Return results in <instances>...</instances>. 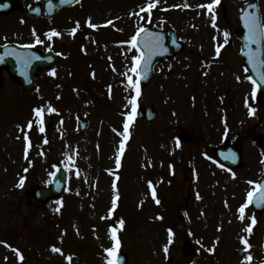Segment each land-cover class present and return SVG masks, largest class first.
<instances>
[{
    "label": "rangeland",
    "instance_id": "374dc122",
    "mask_svg": "<svg viewBox=\"0 0 264 264\" xmlns=\"http://www.w3.org/2000/svg\"><path fill=\"white\" fill-rule=\"evenodd\" d=\"M246 1L220 0L212 13L215 28L212 14L197 7L211 0H159L150 14L140 9L151 0H81L48 22L21 14L0 21V39L38 38L39 48L61 50L65 56L54 69L38 74L34 95L22 92L3 72L0 241L6 244L0 243V264H68L69 254L71 264H106L103 250L113 245L109 224L113 219L121 230V218L118 251L129 255L128 264H242L246 254L253 257L251 264L264 262V212L256 214L248 206L241 220L238 211L254 186L248 181L255 182L261 172L264 151V103L254 101V85L239 57L236 16ZM259 1L264 20V0ZM89 18L97 28L88 26ZM109 20L112 24H106ZM147 25L175 29L184 45L156 66L136 98L135 110L153 106L157 119L136 120L134 115L125 139L123 126L136 92L124 75L135 79L130 72L134 55L129 57L124 43L130 44L134 31ZM51 30L60 35L49 38ZM223 31L229 32V42L217 56ZM49 106L56 111H47ZM35 108L43 109L41 116L52 114L43 132L36 129L41 116ZM250 108L255 109L252 115ZM83 118L88 125L81 132ZM181 129L190 140L179 138ZM28 134L30 146L25 144ZM228 139L238 142L246 160L236 172L221 167L213 153ZM118 155L126 167L122 180ZM58 165L70 175L65 193L37 203L31 190L50 184ZM20 177L25 178L23 187L18 186ZM149 181L159 198H168L167 217L153 205ZM117 196L116 216L110 215ZM253 216L258 223L248 233ZM242 236L252 245L248 253ZM188 243L195 252H187ZM53 245L64 255L52 252ZM13 249H19L23 261Z\"/></svg>",
    "mask_w": 264,
    "mask_h": 264
},
{
    "label": "snow or ice",
    "instance_id": "6c2138e0",
    "mask_svg": "<svg viewBox=\"0 0 264 264\" xmlns=\"http://www.w3.org/2000/svg\"><path fill=\"white\" fill-rule=\"evenodd\" d=\"M158 2H159V0H151V2H148L145 7H142L140 9V11L141 12L147 11L150 14L151 10L156 7ZM219 3H220V0H211L210 3L200 4L197 7L206 8L208 10V12L210 14H212L214 12V9H215L216 5H218ZM7 6L8 5L5 4V3H0V8H5ZM184 7H190V5H188L186 3L184 5ZM216 19H217V17L215 16V14H212L211 15V22H212V25H213L214 28L216 27ZM244 22H245V26L248 29V35H247L246 39H247L248 45L250 47L253 42H257L258 43L260 37L262 35H264V24L260 23V21H259L257 16H255V15H253L251 13H247V12H245V14H244ZM87 24L91 28H97L98 27V25L92 23L91 18L88 19ZM106 24H112V21L109 20V21L106 22ZM77 27H78V22H77ZM72 31H73V33H75L76 29L74 28ZM147 31L148 30L146 28H144V27L138 28L136 34L131 37L130 41H128V43L131 44V47L133 49H136L139 52V54L138 55H134L131 58L133 66L130 69V72L135 74V79H134L133 75H130L128 73L124 74L127 77L128 86L130 88H134L135 92H136V96L132 97V100L130 101L132 103V105H133L132 113L127 116V119H126V121L124 123V126H123L124 127L125 139L128 138L127 134H128L129 124L133 120V117L135 115L136 98L140 95V79L143 76L147 75L148 67H149V64L151 62V57L155 54L156 49L162 47V44H161V39L162 38H160L158 36H155L154 39L146 40L145 43H144V47L146 49H148L147 55H145V52L140 51V45H139V42H138V37L140 36L141 33H144V32H147ZM47 35H48L49 38H51L53 35H57V36L60 35V33L56 32L55 30H51L49 33H47ZM149 36H154V34L149 33ZM222 36H223V43L222 44H218L216 46V48H215V53H216L217 56H219L221 54V49L224 47V45H227L228 42H229V32L228 31H223ZM214 39H216V37H214ZM36 42L40 43L41 41L37 38ZM163 50L167 51L166 48H164ZM7 54H10V53H6V55ZM2 59H3V57L0 56V60H2ZM248 62L257 71V75L260 77V80L262 82H264V71H261L260 68L258 67L257 57L255 56V53L252 52V51H249V53H248ZM259 64L260 65H264V60H260ZM245 71H248V69H245ZM54 74H55V71L53 70V75ZM246 78L254 85V87H253V96H255L256 88L259 87V84L257 83V81L251 75H248ZM237 79H240V78L237 77ZM33 111H34V113H35V115L37 117H40L43 109L35 108ZM47 111L55 112L56 109L52 108L51 106H49ZM254 112H255L254 108H250L249 109V115L254 114ZM41 123H42V121H41ZM32 125H33V122L29 121L28 124H27V127L31 128ZM39 130L41 132H43L44 131L43 126H41ZM24 138H25V140H28L27 135H25ZM44 142L47 143L48 142L47 139H45ZM29 146H30V143H29ZM123 150H124V142L121 141L120 153H123ZM27 151H28V148L26 147L25 148V154L26 155H27ZM234 158H235L234 154L230 155V156H225V159H234ZM120 163H121L120 156L118 155L117 158H116L117 167L120 166ZM262 163H264V161H262ZM221 167H223V165H221ZM25 171H27V169H25ZM229 171H231V170L229 169ZM234 175H235V173H233V176ZM24 181H25V178L24 177H20L18 186L23 187ZM248 183L249 184H254L255 186L252 188V190L247 192V200H246V202L244 204H242L240 206V208L238 210L239 213H240L239 218L241 220L245 219V210H246V208L249 205L255 203V205L258 206V207L259 206H264V183L253 182V181H248ZM148 184H149V188L151 189L152 197L155 199V202L157 204H159L160 200L158 198H156V190L153 187L152 182L149 181ZM113 187H115V185H113ZM117 199H118V196L113 198L112 208L109 209V214L110 215H111L112 211L116 208ZM58 210L59 209H57V211ZM118 223H119V227L122 229L123 226H124L125 221L121 218ZM255 223H256V219L253 216L252 219H251V222L249 223V225L245 229V231L248 232V233H251L252 227H253V225H255ZM109 232H110L111 240L113 241V245L111 247L105 248L103 250L107 254L106 264H119L118 250L120 248V240H119L118 235H117V227H115V226L110 227ZM168 234H169L168 240H169V243H171L172 242V236H173L172 229H168ZM240 240H241L242 245L244 246V248H243L244 252L248 253V250L252 247V245L249 243V240L246 237H244V236L240 237ZM0 243H5L6 244V242H2V241H0ZM6 246L11 247L10 245H6ZM13 251L16 252L17 256L19 257V259L21 261L24 260V256H23L22 253H20L19 249H13ZM51 251L55 252V253H58V254H61V255H64L62 249L60 247L55 246V245H53L51 247ZM164 251H165V253L168 252V245L167 244L164 246ZM208 251L212 252V251H214V249L210 248V249H208ZM5 259H7V257ZM65 259L68 261V264H71L73 257H72V255L69 254V255L65 256ZM252 260H253V257L250 254H246L244 256V258H243L242 264H251ZM261 264H264V262H261Z\"/></svg>",
    "mask_w": 264,
    "mask_h": 264
},
{
    "label": "water",
    "instance_id": "95a60500",
    "mask_svg": "<svg viewBox=\"0 0 264 264\" xmlns=\"http://www.w3.org/2000/svg\"><path fill=\"white\" fill-rule=\"evenodd\" d=\"M78 0H72L71 2H77ZM70 2V3H71ZM2 3H5L9 6V4L7 3L6 0H4ZM56 6V8H50L49 12L51 15L53 12L58 11L60 8H62L63 6H66L68 4L67 0H57L54 3ZM7 7L3 8V13H7L11 10H6ZM16 6L15 4H13V9H15ZM245 12L247 13H251L255 16L258 17L260 23H261V19H260V15L258 13V9L256 8V6L254 4H248L246 6V9L243 10V12L241 13V15L239 16V21L241 23V28H242V34H241V38L244 40V46H243V50H242V55L245 58V61L250 69V71L252 72L253 76L257 79V81L262 85V92L261 95H264V82H262L260 80V77L257 75V71L253 68V66L248 62V53L249 51H252L255 53V56L257 57V61H258V67L260 68L261 71H264V65H260L259 61L260 60H264V35H262L259 39V42H253L251 44V46L249 47L248 45V41L246 39L247 35H248V29L245 26V22H244V14ZM31 14H38L37 9L35 8L32 12L30 11ZM149 33L154 34V36H149ZM155 36H158L160 38H164V36H162V32L161 31H154V30H150L148 29L147 32L141 33L140 36L138 37V42L140 45V51L145 52V55H147V51L148 49H146L144 47V43L146 40H152L154 39ZM161 44L162 47L156 49L155 54L151 57V62L149 64L148 67V72L147 75L143 76L140 79V83H145L148 81V79L152 76L153 74V66L156 63V61L159 58H162L163 56L170 55V52H167L166 54H161L164 50V44H163V39H161ZM167 46V50L169 49V47L174 46L176 47V44H172L170 42L166 43ZM24 49H22L21 47H10V48H3L2 51H0V56L3 57L2 60H0V70L2 68H7L9 70L10 75L17 81H19V83L21 84V86L26 89V90H32L34 89L35 85H34V78L38 73L39 69L45 68L49 65H52L51 63L56 62L57 57L55 59H52L50 61H47V59H49V56H39L36 55V53H34L30 58L27 57V52L22 51ZM6 53H10L7 54ZM33 58V59H32ZM32 59V60H30ZM30 61V62H29ZM2 83V79H1V75H0V84ZM141 118L142 117H147V119L149 120H153L155 118V112H152L150 109L146 110V111H140V115ZM50 123V118H47L46 120V124ZM183 137L185 139H187V135L184 134ZM236 149V152L232 154H234L235 158L238 160H240V149ZM226 155H230V151H225L224 152ZM239 154V155H238ZM235 159V160H236ZM66 182V176L64 175V173L61 171V169H58V171L55 174L54 177V186L50 187V188H42V187H38L33 191V197L36 198L39 201H46L47 199L51 198L52 196L55 195H59L62 193L63 188H64V184ZM260 183H264V178L261 180ZM253 205L255 206L256 209L260 210L263 209L264 206H256L255 203H253ZM119 255V264H127V255L125 254H118Z\"/></svg>",
    "mask_w": 264,
    "mask_h": 264
},
{
    "label": "flooded vegetation",
    "instance_id": "af4514ba",
    "mask_svg": "<svg viewBox=\"0 0 264 264\" xmlns=\"http://www.w3.org/2000/svg\"><path fill=\"white\" fill-rule=\"evenodd\" d=\"M3 43V41L0 39V44H2Z\"/></svg>",
    "mask_w": 264,
    "mask_h": 264
}]
</instances>
